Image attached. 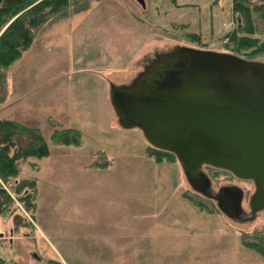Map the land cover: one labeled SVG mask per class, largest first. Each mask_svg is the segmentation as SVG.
Returning <instances> with one entry per match:
<instances>
[{"label": "rangeland", "instance_id": "374dc122", "mask_svg": "<svg viewBox=\"0 0 264 264\" xmlns=\"http://www.w3.org/2000/svg\"><path fill=\"white\" fill-rule=\"evenodd\" d=\"M84 3L34 31L6 71L0 116L38 127L49 154L18 159L17 178L0 176L11 198L0 211V257L6 264H264L255 249L264 211L249 205L252 184L204 168L210 194L234 183L244 191L242 213H226L191 185L173 153L156 156L139 127L123 126L110 102V83L128 82L178 45L248 59L253 49L236 50L228 36L239 21L232 0ZM248 60L264 63V53ZM67 128L80 132V143L52 142L54 130ZM24 179L17 191L15 180Z\"/></svg>", "mask_w": 264, "mask_h": 264}, {"label": "water", "instance_id": "95a60500", "mask_svg": "<svg viewBox=\"0 0 264 264\" xmlns=\"http://www.w3.org/2000/svg\"><path fill=\"white\" fill-rule=\"evenodd\" d=\"M109 92L119 122L173 153L195 189L211 188L202 165L221 168L251 180L250 206L264 211V63L178 45ZM241 198L219 207L237 214Z\"/></svg>", "mask_w": 264, "mask_h": 264}, {"label": "trees", "instance_id": "16d2710c", "mask_svg": "<svg viewBox=\"0 0 264 264\" xmlns=\"http://www.w3.org/2000/svg\"><path fill=\"white\" fill-rule=\"evenodd\" d=\"M174 1V0H172ZM86 0H2L0 3V29L6 25L0 36V103L6 99L2 89L8 88L6 71L15 62L23 50L32 44L34 31L40 29L53 16H63L69 12L72 4L76 5L75 13L85 8ZM78 4H81L78 7ZM234 13L237 15L238 27L229 33V38L236 50L253 49L248 59L257 53H264V39L254 34H264V0H232ZM21 13L20 15H18ZM54 143L78 144L80 132L75 128L54 130L51 134ZM157 154L172 155L167 151L152 148ZM49 154L48 142L40 129L25 125L17 120L0 116V176L3 180L19 175L18 159L27 156L45 157ZM157 159V158H156ZM23 181V182H22ZM27 180H15L16 190L25 185ZM24 183V185H22ZM30 184V182H29ZM22 193V198L29 202L32 193ZM11 198L0 186V211L6 207ZM263 238V237H261ZM260 238V239H261ZM264 239V238H263ZM261 239L256 251L264 256V240ZM0 264H6L0 257Z\"/></svg>", "mask_w": 264, "mask_h": 264}, {"label": "flooded vegetation", "instance_id": "af4514ba", "mask_svg": "<svg viewBox=\"0 0 264 264\" xmlns=\"http://www.w3.org/2000/svg\"><path fill=\"white\" fill-rule=\"evenodd\" d=\"M155 57V56H154ZM153 57V58H154ZM153 58L148 62V63H150L152 60H153ZM148 63H145L144 65H143V67L141 68V69H139V71L136 73V75L139 73V72H141L143 69H144V67H146L147 65H148ZM135 75V76H136ZM134 76V77H135ZM134 77L131 79V80H129L128 82H126V83H123V84H128V83H130L133 79H134ZM118 85H122V84H118ZM153 147H155V146H153ZM156 148V147H155ZM157 149H159V148H157ZM160 150H162V149H160ZM165 151V150H164ZM168 152V151H167ZM204 168H210V169H213V170H221V171H225V172H227L232 178H234V179H236L237 181H243V182H250L251 184H252V186H253V192H254V190H255V187H254V184H253V182L251 181V180H248V179H242V178H240V177H237V176H235L233 173H231L230 171H227V170H224V169H221V168H217V167H214V166H211V165H206V164H204V165H202V167H201V170L203 171V173L205 174V176L209 179V181H210V183H212L211 182V179L209 178V176L207 175V173L204 171ZM194 185H196L195 187H197L198 189H200L199 188V185H198V183L196 184V182H195V184ZM238 189H240L241 190V192H242V198H241V200H240V204H239V211H238V213L237 214H235V212H234V214H233V212H232V215H234V216H238L239 214H241L242 213V208H241V205H242V201H243V197H244V191H243V189L240 187V186H238L237 184H227V185H221L218 189H217V192L214 194V195H212V194H210V190H211V188H210V190H209V193H208V195H210V196H213L215 199H216V201H217V203H218V205H223V206H225L226 207V209L228 210V211H230V210H232L233 208H234V206H236L235 204V202H236V197H237V190ZM253 192H252V194H253ZM251 194V195H252ZM251 195H250V197H251ZM250 197H249V205H250Z\"/></svg>", "mask_w": 264, "mask_h": 264}, {"label": "crops", "instance_id": "0c3cea01", "mask_svg": "<svg viewBox=\"0 0 264 264\" xmlns=\"http://www.w3.org/2000/svg\"><path fill=\"white\" fill-rule=\"evenodd\" d=\"M146 56V55H145Z\"/></svg>", "mask_w": 264, "mask_h": 264}]
</instances>
